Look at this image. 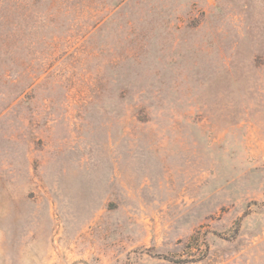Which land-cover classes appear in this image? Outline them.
Listing matches in <instances>:
<instances>
[{
	"label": "rangeland",
	"instance_id": "rangeland-1",
	"mask_svg": "<svg viewBox=\"0 0 264 264\" xmlns=\"http://www.w3.org/2000/svg\"><path fill=\"white\" fill-rule=\"evenodd\" d=\"M0 264H264V0H0Z\"/></svg>",
	"mask_w": 264,
	"mask_h": 264
}]
</instances>
